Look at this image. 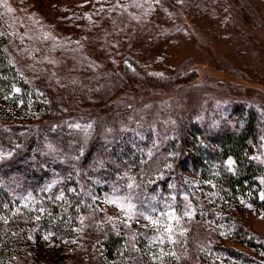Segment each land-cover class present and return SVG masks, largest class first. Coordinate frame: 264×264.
<instances>
[{"label": "trees", "instance_id": "obj_1", "mask_svg": "<svg viewBox=\"0 0 264 264\" xmlns=\"http://www.w3.org/2000/svg\"><path fill=\"white\" fill-rule=\"evenodd\" d=\"M121 62L124 71H104V85L95 88L98 102L82 110L71 89L51 86L50 73L36 75L31 84L0 49V91L11 92L14 86L18 99L30 101L41 116L20 125L0 119V264H44L40 253L51 246L62 251L51 264H84L81 237L84 248L101 252L90 255L96 264H146L128 226L116 228L97 212L96 191L137 199L157 195L159 184L177 194L186 171L198 174L215 196L213 206L195 200L198 222L220 219L216 208L246 205L264 213V169L251 157L264 136V108L231 101L223 118L217 106L203 108L193 101L183 111L172 110L162 128L154 115L112 100L129 88V74L154 93L171 89L175 77L145 74L130 59ZM225 220L234 243L264 247V239L235 214ZM185 230L184 245L195 250V258L213 247L206 244L201 224H187ZM216 247L240 261L234 249Z\"/></svg>", "mask_w": 264, "mask_h": 264}, {"label": "rangeland", "instance_id": "obj_2", "mask_svg": "<svg viewBox=\"0 0 264 264\" xmlns=\"http://www.w3.org/2000/svg\"><path fill=\"white\" fill-rule=\"evenodd\" d=\"M1 48L25 80L32 84L36 75L50 73L51 86L71 89L82 110L98 102L95 88L104 85L103 72H123L124 59L133 60L145 74L175 77L171 89L154 93L129 74V88L112 100L154 115L162 128L172 110L183 111L193 101L203 108L217 106L223 118L231 101L264 108V0H0ZM15 90L0 91V119L18 125L39 120L40 111L30 101L22 103ZM251 157L264 169V136ZM182 184L177 194L183 204L158 184L157 195L137 199L97 190L94 207L116 228L128 226L146 264L175 259L177 264H264V247L234 243L225 220L233 213L264 239V213L246 205L216 208L220 219L202 224L195 218L200 216L195 200L213 206L210 199L215 196L210 197L196 173L184 172ZM190 223L201 224L206 244L213 246L199 258L184 245ZM81 239L84 264H96L90 255L95 258L101 252L84 248L86 239ZM216 246L234 249L240 261ZM51 247L40 253L44 264L62 252Z\"/></svg>", "mask_w": 264, "mask_h": 264}, {"label": "snow or ice", "instance_id": "obj_3", "mask_svg": "<svg viewBox=\"0 0 264 264\" xmlns=\"http://www.w3.org/2000/svg\"><path fill=\"white\" fill-rule=\"evenodd\" d=\"M153 223H155V221H153ZM171 229L170 228H166V231H170Z\"/></svg>", "mask_w": 264, "mask_h": 264}]
</instances>
